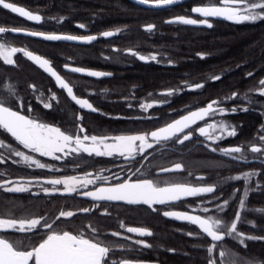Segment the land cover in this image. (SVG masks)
I'll use <instances>...</instances> for the list:
<instances>
[{
	"label": "flooded vegetation",
	"instance_id": "1",
	"mask_svg": "<svg viewBox=\"0 0 264 264\" xmlns=\"http://www.w3.org/2000/svg\"><path fill=\"white\" fill-rule=\"evenodd\" d=\"M6 2L10 1L6 0ZM216 3L217 0H184L174 4L167 7L166 12H161L164 16L160 22L170 27H162L155 34L156 21L147 22L140 26L142 33L137 35L128 31L118 34L117 30L111 29L93 34L84 25L80 27V23H74L65 31L56 26L64 22L63 17L53 21L56 16H48L44 11L32 10L15 3L41 16L40 22H34L0 6V27L6 29L5 34H0V43L30 51L47 59L61 78L73 87L74 95L87 99L96 109L92 111L75 104L67 96L66 90L57 86L42 68L22 52H18L13 57L15 63L12 65L0 59V101L10 105L13 110L20 111L21 114L58 127L69 134L112 138L121 135L150 134L151 131L166 126L184 114L206 107L211 101H219L218 107L225 110L205 121H199L192 126V129H186V132L193 131V135L183 144L175 143L174 139L161 140L157 144L149 136V142L153 147L146 148L143 156L138 152H134L131 156L127 154L121 156L118 153L112 156H98L95 153L88 154L81 151L67 155L58 153L61 159L42 157L24 149L10 134L0 130V140L47 165L44 169L36 168L35 165L29 167L21 157L13 155L7 147H0V184L7 180L18 184L32 182L27 185L30 189L27 192L7 191L6 188L11 185L0 187V219L27 221L43 218L42 223L47 221L53 225L51 231H69L74 234L83 232L87 237L95 236L98 242L112 249L109 264L113 260L160 264L150 260L149 257L158 253L159 248H162L161 243L171 242L175 238L176 228L179 226L177 223H181L164 216V211H185L202 217L215 215L217 214L215 206L224 201L225 182L238 185L234 189H240V193H243L244 181L232 180L229 179L230 177L249 171L260 173L253 177L252 182L262 177L264 156L245 151L246 160H233L225 156L221 150L262 143L259 136L264 134V95H259L258 90L261 87L259 82L264 80V59L256 56L253 58L238 56L230 60L224 57L211 58L208 55L223 52L205 50L208 47L206 42L208 32L233 31L240 34L256 31L263 35L264 27L257 25L264 23V20L236 23L227 19L209 17L207 19L211 27L206 24L184 25L165 22L166 19L173 17L205 19L192 12V9ZM148 25H152L153 28H142ZM104 31H113V35L104 37L102 35ZM25 32L58 33L77 37L95 36L97 39L78 44L53 42L26 35ZM165 33L169 34L170 39L172 38L168 43V53L160 54L155 49L157 45L144 41ZM187 35L200 38L201 41H181ZM133 38L136 39L135 42L131 41ZM247 46H250L248 49H252L251 53H248L251 55L264 48L260 42ZM111 51L116 52L117 55L112 56ZM68 67L96 70L110 75L91 77L72 72ZM117 69L123 73L113 74L112 71ZM216 76L220 79H213ZM161 81L163 84H160ZM176 81L180 82L176 83ZM8 84L13 86L15 97L10 96L5 90L4 86ZM198 84H202L203 87L194 88ZM169 92L172 94L169 95ZM233 93H237L236 98H231ZM53 94L54 100L51 99ZM17 100L23 103V108L19 107ZM45 103L51 104V107L45 108L43 106ZM147 104H152L153 107H141ZM29 107L31 111H28ZM232 108H236L237 111L232 112ZM49 112L54 115L55 124L47 121ZM213 122H223L230 126L229 130L234 127L236 135L225 134L222 138L213 141L194 131ZM81 125L85 129L84 133L79 132ZM209 132L213 136H221L219 129ZM106 142L112 141L109 139ZM85 143L91 144V141ZM213 148L217 151H213ZM176 164H180L182 168L168 172L161 171V169H174ZM88 173L91 176L86 177ZM65 177L92 179L94 183L89 184L87 188L78 187L77 191L72 193L64 192L63 185L55 186L61 190L59 192L50 191L49 194H45L42 191L41 184L44 188L50 190L53 188L52 185L43 183L44 180ZM97 177L105 179H97ZM117 177L120 179L117 180ZM129 178L133 181L153 179L161 186L166 184L212 186L215 191L188 196L164 205L154 204L152 207L122 201H95L82 194ZM205 207L212 211L203 212L202 209ZM81 209H89V211L82 212ZM60 211H73L76 215L57 220ZM184 223L189 224L188 228L193 232V236L199 237L196 234L200 230L196 225L190 222ZM122 224L124 227H121ZM127 227L144 228L151 231L152 235L142 237L128 233ZM92 228L97 229L99 235L93 233ZM48 232L47 228L38 226L36 230L25 232L7 229L0 231V236L13 243L18 241L17 247L23 250H31L46 238ZM111 233L121 235L114 236ZM135 240L144 241L151 247L135 244L133 242ZM34 242L35 244H32ZM29 264L32 262L30 261Z\"/></svg>",
	"mask_w": 264,
	"mask_h": 264
},
{
	"label": "snow or ice",
	"instance_id": "2",
	"mask_svg": "<svg viewBox=\"0 0 264 264\" xmlns=\"http://www.w3.org/2000/svg\"><path fill=\"white\" fill-rule=\"evenodd\" d=\"M141 4H146L151 7H164L177 2V0H138ZM0 6L4 9L11 10V12L18 14L21 17L26 18L29 21L40 22L41 16L39 14H34L30 11H26L24 7L17 6L15 3L6 2V0H0ZM192 12L199 14L205 19L197 20L193 18L177 17L176 21L187 25L196 24H206L211 27V23L207 18L209 17H223L227 20L234 21L236 23H241L244 21H257L264 20V0H217L215 5L211 6H198L192 9ZM80 27H83L81 25ZM151 28L152 26H148ZM18 31V30H16ZM6 29L0 27V34H5ZM24 34L30 36H41L47 40H82L85 42H90L97 39L95 36L87 37H77V36H61V35H45L42 32H25ZM112 32H104V37L112 36ZM22 52L24 56L28 59L34 61L40 66L45 72L49 73L55 78L57 85L66 90L67 96L71 98L75 104L79 105L81 108L90 109L96 111L92 104L89 103L87 99L78 98L74 95L73 87L69 83L65 82L64 79L50 66L47 59H43L38 55H34L32 52L18 49L16 47H9L6 44L0 43V59L4 63L12 65L15 63L13 57L16 53ZM145 59L144 57H140ZM155 59V57H153ZM72 72L85 73V69L75 67L71 69ZM86 74L91 77H101L105 73L97 71H87ZM251 75V74H249ZM213 79H220L219 76ZM261 85L258 90L259 95H264V80L259 82ZM5 90L10 96L15 97V91L13 86L8 84L5 85ZM34 87V86H32ZM202 84L195 85L194 88H202ZM194 90V89H193ZM169 95L172 93L169 92ZM237 93H233L231 98H236ZM55 99V95L51 97ZM19 107L23 108V103L17 100ZM219 101H211L206 107H202L196 111H191L187 115H183L181 118L174 120L172 123L167 124L165 127H161L157 130L151 131L150 134H137V135H121L112 138L108 137H98L96 135L89 136L87 134H69L62 131L58 127L50 126L46 123L39 122L27 115L21 114L18 110H13L10 105L5 102L0 101V130L4 133L10 134L12 138L24 149H28L31 153L38 154L42 157H52L54 159H61L59 154L67 155L69 153H79L86 152L88 154L95 153L98 156H112L114 153H118L121 156H131L134 152H138L143 156L146 148H152L153 144L149 142V136L157 144L161 140L169 141L173 140L175 143L183 144L185 141L192 138L193 131H185L186 129H192L194 124L199 121H205L208 118L214 117L218 114L223 113L225 110L219 108ZM45 108H50L51 104L45 103L43 105ZM142 108H151L152 104L141 105ZM247 111V109H244ZM31 111V108H28ZM232 112H236V108L231 109ZM228 125L223 122H213L207 124L206 127H199L194 131H198L200 135L206 136L208 139L215 141L216 139L222 138L225 134L227 136H235V128L229 130ZM219 129L221 136L216 137L210 134ZM79 132L84 133L85 129L81 125L79 127ZM111 139V143L106 141ZM91 141V144H86L85 141ZM259 140L262 142L261 145L252 144L250 146H236L229 149L221 150L225 156L230 157L233 160H246L247 156L244 155L245 151L251 153H258L264 156V134L259 136ZM139 142V144H137ZM73 145H75L73 147ZM0 147H7L8 150L15 156L21 157L29 167L35 165L36 168L44 169L47 167L45 163L40 162L33 156L25 154V152L20 151L10 145H7L5 141L0 140ZM103 148V150H101ZM213 151L217 149L213 148ZM240 154V155H234ZM134 158V157H133ZM182 166L176 164L174 169H161L162 172H168L172 170H180ZM260 175L257 171H249L242 173L240 175L230 177L232 180H243V198L239 200L238 210L235 213L234 218L231 221H227L223 218L220 213L227 210L229 206V201L224 200L223 203L217 204L215 206V215H208L202 217L200 215H191L183 212L176 211H164L163 215L166 217H174L177 220L188 221L193 225H196L200 230L196 235H204L206 238H210L213 242L208 248L207 252L209 254L208 264H217V259L213 258L215 256L223 264L225 258V250L221 247L218 252L216 249L218 247L217 242L225 240L226 237L234 238L239 240L241 244L244 243L245 239H264V237L256 236H245L243 233L238 231V222L241 221V210H246V198L248 197L251 189L248 185L252 182L253 177ZM91 176L90 173L86 174ZM97 179H105L104 177H97ZM117 180L120 178L117 177ZM39 183V178H37ZM31 181L26 183L18 184L15 181L7 180L0 187L4 185H11L7 187V191L11 192H27L29 191V184ZM43 183L52 185L53 188L50 190L44 188L41 184L42 191L45 194H49L61 191L55 186L63 185V191L67 193H72L77 191V188H87L89 184H93L92 179H81L78 177H65V178H54L44 180ZM260 186L257 185V188ZM215 188L212 186L208 187H192L186 184H166L161 186L160 183L154 181L153 179H139L131 180L125 179L119 183L112 184L108 187H98L95 190L86 191L82 194L92 198L95 201H122L129 204H144L152 207L154 204L164 205L172 201H177L182 197L196 196L202 193H213ZM237 192L240 189L236 190ZM82 212H88L89 209H81ZM203 212L209 213L212 211L210 208H203ZM257 212H264V210L257 209ZM76 215L73 211H60L59 216L56 217L57 220L60 218H71ZM43 218L30 219V220H20L15 219H0V231L7 229H14L16 231L25 232L36 230L38 226L42 228H47L49 232L46 234V238L42 240L37 247L31 250H23L17 247L18 241L16 243L11 242L7 238L0 236V264H109V257L112 249L105 246L102 242H98L96 237H87L83 232L74 234L73 232L63 231L56 232L51 231L52 224L44 221ZM55 223V221H53ZM252 227H255L253 222ZM121 227H124L122 224ZM126 231L128 233L138 234L139 236H151V231L139 228V227H127ZM92 232L99 235L97 229L92 228ZM114 236H120V233H111ZM188 235H193V233H188ZM124 239H131L130 237H123ZM135 244L142 245L143 247H151L141 240L133 241ZM246 246V245H245ZM111 264H132L131 261H111Z\"/></svg>",
	"mask_w": 264,
	"mask_h": 264
},
{
	"label": "trees",
	"instance_id": "3",
	"mask_svg": "<svg viewBox=\"0 0 264 264\" xmlns=\"http://www.w3.org/2000/svg\"><path fill=\"white\" fill-rule=\"evenodd\" d=\"M12 3L23 5L32 10L46 12L48 16H56L53 21H57L60 17L64 18L63 23L56 24L57 27L67 30V27L74 23L84 25L90 33H97L103 30H117L118 34L130 32L133 35L141 34L140 26L147 22L156 21V31L162 27H170L160 22L162 11L166 12L168 8L148 9L137 6L128 0H9ZM263 26L264 23L257 25ZM256 31L244 32L240 34L231 32H208L206 34V42L208 43L206 52H223L222 54L208 55V57H224L230 60L238 56L257 57L264 59V48H260L255 54L251 53L252 49L247 44L260 42L264 47V34ZM186 41H201L200 38L187 35ZM135 42L136 39H131ZM145 42H152L156 46V50L162 53H168V43L172 41L168 33L156 35L154 39H145ZM52 42V41H49ZM58 42V41H53ZM214 44V45H212ZM121 50V48H120ZM119 50V51H120ZM188 51V50H187ZM255 51V50H254ZM112 52V56L117 53ZM259 52V53H258ZM162 70V69H161ZM113 74L123 73L119 69L113 70ZM162 72V71H161ZM163 81L160 82V84ZM180 81H176L179 83ZM162 89V87H160ZM166 88V86H165ZM47 121L55 124V117L51 115ZM258 183L260 186L257 188ZM238 187L232 182H225L223 187V199L229 201L227 210L219 215L227 221H231L238 210L239 200L242 194L237 192L234 187ZM241 185H239V188ZM250 191L246 198V210H241V221L238 222V231L245 236L264 237V212H257V209L264 210V175L252 182ZM241 197V198H240ZM240 198V199H239ZM255 227H252V223ZM175 238L171 242L161 243L157 254L150 256V260L159 262L160 264H208L209 254L207 248L213 243L210 238L204 235H188L193 233L189 228V224L184 222L177 223ZM198 238V239H196ZM32 244H35L32 243ZM219 248L225 250V258L223 264H264V239H245L241 244L233 238L226 237L225 240L217 242ZM246 245V246H245ZM217 259V264L221 261Z\"/></svg>",
	"mask_w": 264,
	"mask_h": 264
},
{
	"label": "water",
	"instance_id": "4",
	"mask_svg": "<svg viewBox=\"0 0 264 264\" xmlns=\"http://www.w3.org/2000/svg\"><path fill=\"white\" fill-rule=\"evenodd\" d=\"M129 2H131V3H133V4H135V5H137V6H140V7H143V8H148V9H162V8H167V7H170V6H172V5H174V4H177V3H180V2H182V1H184V0H177V2L176 3H174V4H171V5H168V6H164V7H151V6H149V5H146V4H141V3H139L138 2V0H128ZM18 6V5H17ZM2 7V6H1ZM26 10V9H25ZM11 11V10H10ZM27 11V10H26ZM175 18H177V17H173V18H169V19H166L165 20V22L166 23H179V24H183V23H181V22H178V21H176V19ZM186 18V17H185ZM213 18H217V19H225V18H223V17H213ZM184 25H187V24H184ZM196 25H202V24H196ZM148 26H152V25H148ZM148 26H144V27H142L143 29H152L153 28V26L151 27V28H149ZM104 32H112L113 33V31H104ZM104 32H102V35H103V33ZM45 35H52V34H45ZM55 35H61V36H68L67 34H58V33H56ZM36 37H38V38H41V39H44L43 37H41V36H36ZM47 40V39H46ZM52 41H63V42H70V43H76V44H78V43H84L85 41H82V40H63V39H61V40H52ZM35 55V54H34ZM32 61V60H31ZM33 63H35L34 61H32ZM36 64V63H35ZM50 64V63H49ZM36 65H38V64H36ZM39 66V65H38ZM51 66V65H50ZM40 67V66H39ZM52 67V66H51ZM53 68V67H52ZM72 68H75V67H68V69L71 71V69ZM43 70V69H42ZM86 71H85V73H81V74H86V72L87 71H96V70H87V69H85ZM44 71V70H43ZM45 72V71H44ZM97 72H100V71H97ZM47 73V72H46ZM102 73H104V72H102ZM54 81H55V78L54 77H52L49 73H47ZM87 75V74H86ZM110 75V73H105V75H103V76H109ZM103 76H101V77H103ZM56 82V81H55ZM57 84V83H56ZM58 86V85H57ZM188 114V113H187ZM187 114H184V115H187ZM183 116V115H182ZM182 116H180V117H178L177 119H179V118H181ZM176 120V119H175ZM174 121V120H173ZM172 121V122H173ZM172 122H170V123H172ZM165 127V126H164ZM183 198H186V197H182L181 199H183ZM180 200V199H179ZM178 201V200H177ZM172 202H175V201H172ZM174 211H176V212H183V213H187V214H191V215H195V214H192V213H188V212H185V211H177V210H174ZM168 218H170V219H173V220H175V221H178V222H188V221H181V220H177L176 218H174V217H168ZM132 264H157V263H152V262H132Z\"/></svg>",
	"mask_w": 264,
	"mask_h": 264
},
{
	"label": "rangeland",
	"instance_id": "5",
	"mask_svg": "<svg viewBox=\"0 0 264 264\" xmlns=\"http://www.w3.org/2000/svg\"><path fill=\"white\" fill-rule=\"evenodd\" d=\"M242 198H243V193H242ZM234 239V238H233ZM235 240H237V239H235ZM238 242H239V240H237ZM240 243V242H239ZM220 250V248L218 249V251Z\"/></svg>",
	"mask_w": 264,
	"mask_h": 264
}]
</instances>
